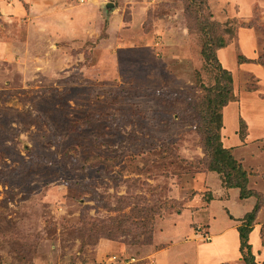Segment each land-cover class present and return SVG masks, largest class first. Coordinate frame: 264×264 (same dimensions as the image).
<instances>
[{"label": "rangeland", "instance_id": "374dc122", "mask_svg": "<svg viewBox=\"0 0 264 264\" xmlns=\"http://www.w3.org/2000/svg\"><path fill=\"white\" fill-rule=\"evenodd\" d=\"M211 51L264 264V0H0V264H246L200 258L251 207L208 174Z\"/></svg>", "mask_w": 264, "mask_h": 264}, {"label": "trees", "instance_id": "16d2710c", "mask_svg": "<svg viewBox=\"0 0 264 264\" xmlns=\"http://www.w3.org/2000/svg\"><path fill=\"white\" fill-rule=\"evenodd\" d=\"M212 52V51H211ZM209 56L210 58L207 60H211V62L217 63L223 77L225 78L226 82L224 84L225 88L223 89L224 94L220 98H211L212 96L207 97V112L206 114H202L201 121L203 124H208V130L209 136L205 138V141L208 145L213 143V146H211L212 153L210 154V159L208 162V174H214L217 177V182L220 184L221 188L224 190H237L238 191V199L243 202H250L251 201V210L246 212L243 217L237 222H240V225L236 228L238 233V239H239V254L243 257V260L246 264H255L254 262V255L252 254V247L249 244V235L253 231L252 225H254L256 215L259 210V204L254 203L253 198L257 197V194L247 189L245 179L241 178V180H236L231 176V171L228 168V162H225L221 159V154L224 151L220 148L221 144L219 141V136L213 132L212 126L216 124L217 116H218V110L226 107L229 103L234 101V96L232 95V89H231V75L229 72L223 70L218 63L217 57L214 52L211 53ZM204 56V55H203ZM205 55L204 57H206ZM246 56H239L238 57V63L240 65L249 64V61L252 59H247ZM222 77V78H223ZM218 127V125H217ZM227 156V160L230 159V154L223 153ZM195 194V193H194ZM203 194V193H200ZM204 195V194H203ZM213 200L212 195L208 192L207 195H204V201L206 203H210ZM231 220H234L233 218H230Z\"/></svg>", "mask_w": 264, "mask_h": 264}, {"label": "crops", "instance_id": "0c3cea01", "mask_svg": "<svg viewBox=\"0 0 264 264\" xmlns=\"http://www.w3.org/2000/svg\"><path fill=\"white\" fill-rule=\"evenodd\" d=\"M240 41H241L240 45L244 46L243 48L245 49L244 50V53H245L244 56H246L247 59H252V57H253L252 52L253 51L249 48V45L245 43V40L243 39L242 35L240 37ZM233 108H234L233 112H235V110L237 108H235V107H233ZM236 113H237V110H236L235 113H233L234 117H235ZM230 120H232V119H229V121ZM233 125H234V122H233ZM200 192L196 193V196H198L197 197L198 200H196V198L193 197V199H191V201H193L195 199V201H198V202L200 201L201 202L202 198L204 199V195L200 194ZM220 193H226V194L228 193V194H230V196L233 194V197L235 198V200L237 201V199H238V191L237 190H224V189H222V190H220ZM218 196H219V193H218ZM230 196H229V198L224 199L223 201H220L218 199H216V200L213 199L210 203H207V205L212 206V203L215 202V201L221 202L220 206H221V204L227 205V203H228V201L230 199ZM213 197H214V194L212 195V198ZM195 201H193V203ZM238 201L239 202H243V201H240L239 199H238ZM250 210H251V207L249 206L244 211H242V213L240 214V217H238V218L234 217V218L236 220H239V219H241L243 217V215L246 212H248ZM227 223H229V226L227 225L228 226L227 228H224L221 232L216 233L214 236H212V243L209 244V245L208 244L206 245V249H204L203 253H202L203 257H200L203 261L204 260L206 261V259L208 261H210L211 256H214L215 254L231 256L232 253L235 252V257L239 256V251H238L239 250V239H238V233H237V230H236L237 227L235 226V223H233V221H231V222L228 221ZM254 233H255V231L253 230L251 232V234L249 235V244L251 245V247L252 246H255V247L257 246V242L255 240L256 235ZM165 252H168V250H165Z\"/></svg>", "mask_w": 264, "mask_h": 264}, {"label": "built area", "instance_id": "2783aa9c", "mask_svg": "<svg viewBox=\"0 0 264 264\" xmlns=\"http://www.w3.org/2000/svg\"><path fill=\"white\" fill-rule=\"evenodd\" d=\"M111 261H112V262H115V261H116V257H112V258H111ZM134 261H135V260H134L133 258H131V259H129V261L126 260L125 263L127 262V263H129V264H132V263H134Z\"/></svg>", "mask_w": 264, "mask_h": 264}, {"label": "water", "instance_id": "95a60500", "mask_svg": "<svg viewBox=\"0 0 264 264\" xmlns=\"http://www.w3.org/2000/svg\"><path fill=\"white\" fill-rule=\"evenodd\" d=\"M110 5H108V7H109Z\"/></svg>", "mask_w": 264, "mask_h": 264}]
</instances>
